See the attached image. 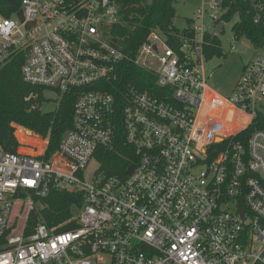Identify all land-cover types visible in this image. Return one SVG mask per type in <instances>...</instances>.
I'll list each match as a JSON object with an SVG mask.
<instances>
[{
	"label": "built area",
	"instance_id": "built-area-1",
	"mask_svg": "<svg viewBox=\"0 0 264 264\" xmlns=\"http://www.w3.org/2000/svg\"><path fill=\"white\" fill-rule=\"evenodd\" d=\"M17 1L0 15V66L20 53L23 81L75 97L49 156L0 146V264H264V126L242 137L264 117V56L223 96L204 74L215 36L202 24L174 44L152 29L125 52L113 35L118 0ZM221 2L202 0L197 17ZM254 7L264 24V5ZM123 60L154 81L110 92ZM120 148L121 172L109 173L104 155ZM53 189L81 203L48 227L40 201Z\"/></svg>",
	"mask_w": 264,
	"mask_h": 264
},
{
	"label": "trees",
	"instance_id": "trees-1",
	"mask_svg": "<svg viewBox=\"0 0 264 264\" xmlns=\"http://www.w3.org/2000/svg\"><path fill=\"white\" fill-rule=\"evenodd\" d=\"M123 22L115 26L114 41L122 50L129 52L136 47L152 29L161 30L170 44L176 42V36L191 33L189 27L193 19H188L184 28H178L173 24L175 15V0H118ZM17 0H0V15L10 17L16 10ZM264 0H222L221 6L225 9L220 20H228L237 15V21L232 25L236 36H244L255 46H264V24L254 21L255 5ZM210 38V35H207ZM213 45L205 48L206 58L212 54H221L220 46L215 37L211 38ZM23 57L15 53L10 60L0 66V146L7 151L16 152L19 142L32 143L41 148L43 140L33 135L38 134L47 137L44 156L52 154L59 146L63 132L70 126L71 112L74 101L73 91L62 94L57 106L50 111H41L38 103L44 99L43 87L34 86L23 81L20 67ZM118 78L106 87L115 95L118 93L114 84H135L142 88V78L149 84L152 83V75L131 63L129 60L121 61L117 66ZM19 124L21 126H16ZM16 130H15V127ZM264 126V117L254 121L244 131L242 137L247 136L256 127ZM17 137V138H16ZM109 151L104 155V163L109 173L121 172L119 165L124 159L119 155L123 152ZM42 221L48 226L58 225L73 216V208L81 203V196L76 192L51 190L48 196L42 198ZM29 223L32 222L29 220ZM74 223H64L57 228L65 230Z\"/></svg>",
	"mask_w": 264,
	"mask_h": 264
},
{
	"label": "rangeland",
	"instance_id": "rangeland-1",
	"mask_svg": "<svg viewBox=\"0 0 264 264\" xmlns=\"http://www.w3.org/2000/svg\"><path fill=\"white\" fill-rule=\"evenodd\" d=\"M202 0H175V15L173 24L178 28H184L188 24V19H193L194 23L202 24L204 30L211 33L214 28V19L212 14L221 15L223 10L206 6V13L203 19L197 17L198 8ZM238 16L233 15L223 23L222 30L216 33L215 39L218 41L221 54H212L204 60L203 69L207 77L209 86L218 94L227 96L230 94L234 84L240 76L242 66L256 55L264 56V46H255L244 36H236L232 30V25L237 21ZM233 46V47H231ZM44 99L38 103L41 111H50L57 106L59 96L56 92L49 89L43 90ZM16 126H21L15 124ZM15 127V126H14ZM24 129H27L21 126ZM16 130V127H15ZM34 136L43 140L41 148L32 143L20 141L17 152L38 155L45 152L48 142L47 137H42L33 133ZM96 162L91 161L83 173V177L88 176Z\"/></svg>",
	"mask_w": 264,
	"mask_h": 264
},
{
	"label": "water",
	"instance_id": "water-1",
	"mask_svg": "<svg viewBox=\"0 0 264 264\" xmlns=\"http://www.w3.org/2000/svg\"><path fill=\"white\" fill-rule=\"evenodd\" d=\"M222 26H223V23H222V22L218 23L217 26H215V27L213 28V30H212V32H211V35H212V36H215L216 33L219 32V31L221 30ZM32 219H33V220H36V213H35V212H32Z\"/></svg>",
	"mask_w": 264,
	"mask_h": 264
}]
</instances>
